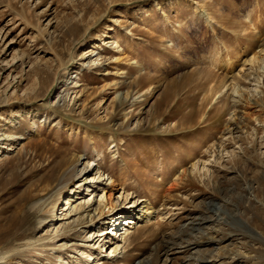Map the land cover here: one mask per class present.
<instances>
[{
  "label": "rangeland",
  "instance_id": "obj_1",
  "mask_svg": "<svg viewBox=\"0 0 264 264\" xmlns=\"http://www.w3.org/2000/svg\"><path fill=\"white\" fill-rule=\"evenodd\" d=\"M0 136V264H264V0H0Z\"/></svg>",
  "mask_w": 264,
  "mask_h": 264
},
{
  "label": "bare ground",
  "instance_id": "obj_2",
  "mask_svg": "<svg viewBox=\"0 0 264 264\" xmlns=\"http://www.w3.org/2000/svg\"><path fill=\"white\" fill-rule=\"evenodd\" d=\"M117 47V46H116ZM93 51V50H92ZM92 51H90V50H88V51H86V53H89V56H92L93 54H95V51L94 52H92ZM119 51V50H118ZM98 53V52H97ZM96 53V54H97ZM249 69V68H248ZM251 69V68H250ZM255 71V70H254ZM116 72V71H115ZM119 72V71H118ZM114 73V72H113ZM106 74H108V73H106ZM114 74H117V73H114ZM118 75V74H117ZM249 79V78H248ZM75 82H71L70 84L68 83V85L66 84L64 87H65V89H64V91H62V92H59V94H58V97L60 98V99H62L64 96H66L67 95V92L69 93L70 92V90L72 89V88H76V87H78V84H74ZM74 93V92H73ZM77 97V96H76ZM6 138V137H5ZM8 138V137H7ZM2 136H0V145H1V143H2ZM12 148L10 147V150H11ZM78 157V156H77ZM78 159H80V157H78ZM91 168H92V166L90 165V163H88V165H86V168H85V170L82 172V173H84L85 172V174H86V172L87 171H89V170H91ZM99 173V172H98ZM98 173L96 174V175H94V176H87V177H85L84 179L82 178V179H80V181H79V183L77 184V189L75 190V193L78 191V190H80L82 187H84L85 186V188H86V191H90V193L88 192L87 193V196H90V198L88 199V201H86V200H80L81 199V197L80 196H77V200H80V202H76L75 200V202H71V200H67V202L65 203V207H63L62 208V215L60 216V217H58V219H64V218H71L72 216H74V215H77L78 213H79V215H78V217L76 218V219H73L72 221H71V224L73 225V226H71V228L72 227H74V226H79V224H82V225H86V223H91V222H93L94 220H95V218L97 217V216H99V217H102L105 213H106V208H108V206H109V209H108V211L110 212V211H113L114 209H115V204L113 203V200H111L110 201V199H105V195L104 196H102L101 197V199L99 200V208H97V209H99V211L96 213V212H94L93 213V205L95 204V202L97 201L95 198H94V196L92 197V195L94 194V190L95 189H91L90 187L91 186H93V185H95V184H97L98 183V185H99V183L100 184H104V185H110V184H114L115 182L114 181H112L111 179V177H109V176H107V178H102V175L103 174H100L99 173V175H98ZM98 175V176H97ZM104 181H105V183H104ZM109 181V182H108ZM50 187V186H49ZM49 187H47L46 188V190H45V192H48L49 191ZM97 188H99L98 186H97ZM102 189V188H101ZM103 190V189H102ZM74 193V194H75ZM83 194V193H82ZM85 195V194H84ZM85 197V196H84ZM83 197V198H84ZM138 202V201H137ZM144 201H142V203H143ZM134 203H136V201L134 202ZM134 206V205H133ZM149 209L150 208H147V210L145 211V213L144 214H146V216H148L149 217V214L151 213V212H149ZM130 210H132V207H130ZM53 212L54 210L53 209H49V211L48 212ZM56 211V210H55ZM108 212V213H109ZM128 211H126V212H121L122 213V215H121V217H118L117 219H119L120 220V218H122L123 217V219L121 220V221H123L124 220V222H122L123 224H126V223H135L134 222V220H132V218H130V217H128V216H124V215H126V214H128L127 213ZM47 213V212H46ZM45 213V214H46ZM107 213V214H108ZM131 214V213H130ZM106 215V214H105ZM129 215V214H128ZM108 216V215H107ZM59 220V221H60ZM45 221L43 220V218H42V220H41V223H44ZM114 222V221H113ZM40 223V224H41ZM106 223H108L110 226H107V228H102L101 230H99L98 232H97V235H96V237H98L99 239L98 240H100L103 236H104V238H102V241L103 240H105L106 238H107V236L105 237V235H107L109 232H110V227H114V226H117V221H115L114 223H112L111 221L110 222H105V224ZM120 223V222H119ZM194 222H192L191 224H193ZM47 224V223H46ZM84 225V226H85ZM127 225V224H126ZM119 226V225H118ZM196 228V227H195ZM122 231H120L121 233H120V235H122V238H123V242H127V240L129 239V237L131 236V232H130V228H129V226H125V227H122V229H121ZM76 231V230H75ZM119 231V230H118ZM78 232H80V231H76L75 233H78ZM118 233V232H117ZM116 233V235H118ZM96 237H93L90 241H88V242H91V241H93ZM96 240V239H95ZM94 240V241H95ZM107 242V241H106ZM109 242V241H108ZM122 242V243H123ZM191 242H189V244H190ZM117 244V243H116ZM115 244V242H112V244L110 243V245H112V247H111V249H110V253H109V250L107 249V250H105V247L104 246H106L105 244L104 245H102L101 247H102V249H103V251L99 254V256L98 257H96V256H94V254L93 253H88V252H86V251H82V253L85 255L84 256V260L86 261V262H89L90 260H97L98 261V263H102L103 262V260L101 259L102 257V255H104V253L103 252H107V254H108V257L109 256H116L117 257V255L119 254V252H121L122 250V247L124 246H120V244L118 243L117 245ZM194 243H191V245H193ZM116 245V246H115ZM81 253V254H82ZM112 259V258H111ZM142 263H146V262H143V261H141V264ZM18 264H24V263H18ZM61 264H64V260L62 261L61 260Z\"/></svg>",
  "mask_w": 264,
  "mask_h": 264
}]
</instances>
